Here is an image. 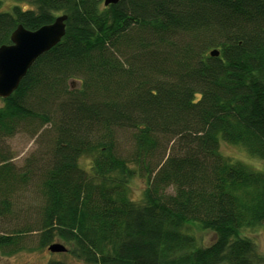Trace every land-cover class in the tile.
Returning <instances> with one entry per match:
<instances>
[{"label":"trees","instance_id":"1","mask_svg":"<svg viewBox=\"0 0 264 264\" xmlns=\"http://www.w3.org/2000/svg\"><path fill=\"white\" fill-rule=\"evenodd\" d=\"M5 1L0 46L68 18L0 106V219L37 173L43 201L32 226L0 230L2 255L61 239L87 264H264L243 233L264 226V171L220 150L264 160V0ZM44 128L46 163L16 169L2 141Z\"/></svg>","mask_w":264,"mask_h":264},{"label":"rangeland","instance_id":"2","mask_svg":"<svg viewBox=\"0 0 264 264\" xmlns=\"http://www.w3.org/2000/svg\"><path fill=\"white\" fill-rule=\"evenodd\" d=\"M17 4L15 0H6L3 4V10H9ZM25 6V4H22ZM3 105V99L0 98V106ZM49 129L44 128L37 136L29 133H17L13 137L5 138L2 141V147L11 158V162L18 170H25L26 164L34 159L37 160V166L42 167L49 158L47 148L49 146ZM222 154L248 164L252 168L264 171V160L250 155L247 150L240 145H233L224 141L220 143ZM85 166H90L89 159H83ZM36 166V167H37ZM41 175L35 174L27 184L26 189L18 196V215L16 217L0 219V230L20 229L26 226H32L37 219V210L42 205V195L40 192ZM145 182L140 177H135L131 182V196L135 200L141 198ZM190 230L196 235L200 244L207 246L214 240V233L209 230L200 229L198 226L191 225ZM252 238L258 247L260 254L264 255V226L243 232ZM25 243L28 246H36L38 234L36 231L24 232ZM53 243H61L71 248L61 239H55ZM51 258L61 259L68 264H87L82 260L76 259L68 251L53 253L47 248H34L33 250H22L12 255H2L0 252V264H46Z\"/></svg>","mask_w":264,"mask_h":264},{"label":"water","instance_id":"3","mask_svg":"<svg viewBox=\"0 0 264 264\" xmlns=\"http://www.w3.org/2000/svg\"><path fill=\"white\" fill-rule=\"evenodd\" d=\"M120 0H104L106 6ZM66 14L59 15L52 23L30 30L19 25L11 35V43L0 46V98H9L18 88L33 63L42 54L51 50L66 32ZM218 56L219 51H211ZM48 249L53 253L66 252L61 243H52Z\"/></svg>","mask_w":264,"mask_h":264}]
</instances>
